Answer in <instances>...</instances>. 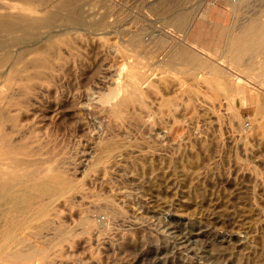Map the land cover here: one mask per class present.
Here are the masks:
<instances>
[{"label": "rangeland", "instance_id": "1", "mask_svg": "<svg viewBox=\"0 0 264 264\" xmlns=\"http://www.w3.org/2000/svg\"><path fill=\"white\" fill-rule=\"evenodd\" d=\"M227 1L0 0V130L69 185L0 195V264H264L263 58L224 46L264 1Z\"/></svg>", "mask_w": 264, "mask_h": 264}, {"label": "bare ground", "instance_id": "2", "mask_svg": "<svg viewBox=\"0 0 264 264\" xmlns=\"http://www.w3.org/2000/svg\"><path fill=\"white\" fill-rule=\"evenodd\" d=\"M60 6L63 7L64 5H60ZM241 6H242V0H239L238 5H233L231 4V2L227 1V7L233 12L234 18L241 12L242 10V9L240 10ZM181 13L182 12H180V14ZM260 17L259 19L257 18V20H255L254 22H251L249 26H247L248 25L247 24L246 25L247 29L245 31L243 29L241 34H236L235 32L236 35H231V33L229 32L230 36L227 37L226 44L224 46H225V52L227 53L231 61L234 62V64L236 65H239L240 63H242L247 70L252 69V67L254 66V63H253L254 60L252 62H248V59H250L252 56H261L263 58V59L261 58L263 60V63L262 65H259V68L261 72L264 73V9H263L262 16ZM49 20H52V19H49ZM261 20L263 22H261ZM71 21H73L76 24H81L83 23V18L81 16L79 17L77 15L76 16L74 15L73 18H71ZM181 21H182L181 18H178L176 21H173V23L175 22V26L180 28ZM20 25H21L20 21H11V20L0 18V34H5V35L7 34V36L8 35L12 36L13 34H15L16 32L20 30ZM18 59H20V57L17 58V60ZM195 59L196 58L194 57L193 60L196 62L197 59L196 60ZM193 60L191 59L192 62ZM27 156H28V150L26 149L25 146L14 145L13 142L10 141L9 135L5 133L4 130L3 131L0 130V195L1 197L13 198L11 200L15 202L17 200V197L12 195V193L15 191H11V188L14 187V185H10V184L18 180L19 181L21 180L30 181L31 184H33L32 185L33 189L39 192V194L41 195L47 196L52 192H57V190L58 192L60 190L59 193L60 194L62 193L63 195H66V193L69 192V189H68L69 185H67V181L65 179H63L62 181L58 179L59 181H61L60 185L57 187L54 186L51 189H49V187L46 184L52 181L54 185V182L56 181V178L54 176H50V177L44 176L42 171L35 170V169H32L31 171L27 173H23V171L21 172L19 168L22 165H26L28 163L25 160ZM22 158H24V160H22ZM39 180H43V181L38 182ZM14 213L15 214L17 213L19 215L20 211L15 210ZM13 223L12 221H10V224H13Z\"/></svg>", "mask_w": 264, "mask_h": 264}, {"label": "built area", "instance_id": "3", "mask_svg": "<svg viewBox=\"0 0 264 264\" xmlns=\"http://www.w3.org/2000/svg\"><path fill=\"white\" fill-rule=\"evenodd\" d=\"M244 125H245V126H247V123H246V121L244 122Z\"/></svg>", "mask_w": 264, "mask_h": 264}]
</instances>
